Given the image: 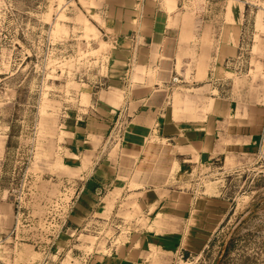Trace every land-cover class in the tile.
Wrapping results in <instances>:
<instances>
[{
    "label": "rangeland",
    "instance_id": "rangeland-1",
    "mask_svg": "<svg viewBox=\"0 0 264 264\" xmlns=\"http://www.w3.org/2000/svg\"><path fill=\"white\" fill-rule=\"evenodd\" d=\"M166 26L183 131L114 177ZM263 132L264 0H0V264H264Z\"/></svg>",
    "mask_w": 264,
    "mask_h": 264
},
{
    "label": "crops",
    "instance_id": "crops-1",
    "mask_svg": "<svg viewBox=\"0 0 264 264\" xmlns=\"http://www.w3.org/2000/svg\"><path fill=\"white\" fill-rule=\"evenodd\" d=\"M182 29L178 26H166L158 37V58L153 62L154 75L152 79L145 77L139 84H153L148 90L143 88L141 105L132 113L130 131L126 135L124 155L115 160L112 174L125 180L140 181L153 179L152 149L154 144L159 147L175 148L176 139L180 138L183 125L180 122H166L161 119V109L168 97L165 86L171 82L176 68L177 54L180 48ZM158 86V87H157ZM156 133V139H150ZM154 141V143H152ZM261 152L264 155V132L261 141ZM153 164V163H152ZM139 179V180H138Z\"/></svg>",
    "mask_w": 264,
    "mask_h": 264
}]
</instances>
